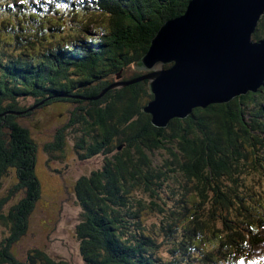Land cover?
I'll return each mask as SVG.
<instances>
[{"label":"trees","instance_id":"16d2710c","mask_svg":"<svg viewBox=\"0 0 264 264\" xmlns=\"http://www.w3.org/2000/svg\"><path fill=\"white\" fill-rule=\"evenodd\" d=\"M190 1L41 0L27 19L0 20V190L9 170L19 179L0 191V264H69L38 245L16 249L39 235L32 215L45 161L30 126L18 121L31 115V100L35 110L75 105L44 148L53 161L68 154L70 135L82 160L103 157L72 194L85 264H260L264 88L196 109L166 129L143 112L152 99L148 82L95 100L144 74L134 64ZM254 40H264V16Z\"/></svg>","mask_w":264,"mask_h":264},{"label":"water","instance_id":"95a60500","mask_svg":"<svg viewBox=\"0 0 264 264\" xmlns=\"http://www.w3.org/2000/svg\"><path fill=\"white\" fill-rule=\"evenodd\" d=\"M264 0H192L169 20L134 64L144 74L114 83L108 91L148 82L151 101L143 112L154 127L185 120L194 110L226 105L264 88V40L254 35Z\"/></svg>","mask_w":264,"mask_h":264},{"label":"rangeland","instance_id":"374dc122","mask_svg":"<svg viewBox=\"0 0 264 264\" xmlns=\"http://www.w3.org/2000/svg\"><path fill=\"white\" fill-rule=\"evenodd\" d=\"M27 104L32 108L31 115L27 118H20L18 121L30 126V140L41 152L45 163H41L37 167V173L42 183V197L38 203L39 210L32 215V221H34L39 235L26 237L16 246V249L19 252V249L27 250L38 245L45 247L52 258L58 257L67 260L69 264H85L80 255L76 236V227L81 221V210L72 194L75 182L88 176L92 171H97L101 167L103 157L97 155L82 160L80 154L75 150L74 140L70 135L66 139L67 146H69L68 154L63 160L53 161L54 158L48 155L44 148L53 140L50 139L56 130L63 126L65 122L63 119L69 117V112L74 110L75 105L60 103L35 110L34 100ZM34 110L35 112H33ZM46 162H50V165ZM18 182L16 169H11L8 176L3 178L1 190L10 189ZM1 195L4 194L1 193ZM169 201L167 200L168 208H170ZM5 237L4 231L0 228V241Z\"/></svg>","mask_w":264,"mask_h":264},{"label":"bare ground","instance_id":"6f19581e","mask_svg":"<svg viewBox=\"0 0 264 264\" xmlns=\"http://www.w3.org/2000/svg\"><path fill=\"white\" fill-rule=\"evenodd\" d=\"M168 22V21H167ZM164 25V24H163ZM162 27V26H161ZM146 253V252H145ZM190 262V261H189Z\"/></svg>","mask_w":264,"mask_h":264}]
</instances>
